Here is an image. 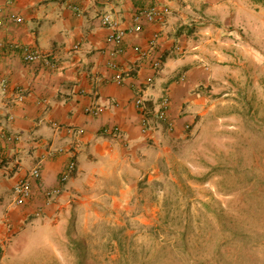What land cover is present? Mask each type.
I'll use <instances>...</instances> for the list:
<instances>
[{"label":"crops","instance_id":"obj_1","mask_svg":"<svg viewBox=\"0 0 264 264\" xmlns=\"http://www.w3.org/2000/svg\"><path fill=\"white\" fill-rule=\"evenodd\" d=\"M234 2L0 0V80H6V87H0V151L6 152L0 169V264L9 255L10 261L17 259L18 229L30 218L52 221L62 215L71 192L93 199L107 183L114 190L110 197L117 213H157L158 201H152L144 185L159 180L168 152L215 106V93L231 67L217 57L214 61L205 50L219 34L236 33L221 28L226 7H236ZM153 6H169L171 13L163 23L144 22L139 31H131L136 11ZM107 13L126 30L121 45L109 40L114 29L102 23ZM155 33L164 55L157 73L136 50L148 49ZM23 46L40 50L44 58L25 60ZM140 88L152 111L148 131L135 105ZM20 89L25 91L22 100ZM164 94L171 98L172 129L155 115ZM93 104L105 108L98 115L87 114L85 109ZM113 126L121 128L124 139L105 131ZM72 128L84 132L73 133ZM72 161L76 168L62 185V195L46 203L44 190L60 185ZM39 163L42 176L33 184L31 200L16 204L15 183Z\"/></svg>","mask_w":264,"mask_h":264},{"label":"rangeland","instance_id":"obj_2","mask_svg":"<svg viewBox=\"0 0 264 264\" xmlns=\"http://www.w3.org/2000/svg\"><path fill=\"white\" fill-rule=\"evenodd\" d=\"M235 2L221 28L236 33L205 50L231 67L215 106L168 152L159 180L144 185L157 213H117L107 183L93 199L71 192L62 215L18 229L17 259L5 264H134L157 249L159 264H264V0Z\"/></svg>","mask_w":264,"mask_h":264},{"label":"built area","instance_id":"obj_3","mask_svg":"<svg viewBox=\"0 0 264 264\" xmlns=\"http://www.w3.org/2000/svg\"><path fill=\"white\" fill-rule=\"evenodd\" d=\"M111 1V0H104ZM78 13H81V10L78 7H74ZM171 13L169 6H153L151 8L141 9L136 11L135 13V24L130 29L131 31H139L144 22H155V23H163L166 20L167 15ZM102 23L105 26L111 27L114 29V32L109 36V40L114 41L115 43L121 45L124 41V36L126 34L125 29L118 28L117 22L113 19L110 13L103 15ZM4 20L0 18V26H3ZM158 39L159 34H153L150 46L148 49L143 50L140 47H136V50L140 52L145 59V62L157 73L159 72L164 65V55L158 48ZM3 46L2 41L0 40V48ZM19 46V45H17ZM24 49V58L29 62L41 61L44 58V54L37 49H34L30 46H23ZM122 48L119 47L117 52H121ZM113 66H116L115 62H112ZM118 81H122V77H117ZM184 79V76L181 77ZM153 81V77H149L147 79V84L150 85ZM0 87L4 89L6 87V80H0ZM25 96L24 90H19L18 100H22ZM135 105L140 109L143 115L142 127L144 131H148L151 127L150 115L151 109L146 101L145 95L142 93V89H138L135 97ZM171 106V98L168 94H164L159 103V107L155 112L158 120L167 124L169 129L173 128V122L169 119V108ZM105 106L102 104H93L88 106L85 111L87 114L98 115L104 110ZM73 133L82 134L84 132L83 128H72ZM113 135H115L118 139H124L123 131L118 126H113L107 128L105 130ZM1 135V129H0ZM15 137H12L14 139ZM6 152L0 151V169L3 167L5 162ZM76 168V161H72L62 172L60 177V185L44 190V196L46 199V203L56 202L63 193L62 185L67 182L70 177L73 175V172ZM42 176V166L41 164L35 165L32 169L28 171V173L19 179L14 187V201L18 205L27 204L32 196H33V184L36 181H39ZM39 212V211H38Z\"/></svg>","mask_w":264,"mask_h":264},{"label":"trees","instance_id":"obj_4","mask_svg":"<svg viewBox=\"0 0 264 264\" xmlns=\"http://www.w3.org/2000/svg\"><path fill=\"white\" fill-rule=\"evenodd\" d=\"M158 230H160V225H153L151 227L152 235L154 236L155 235L154 232H156ZM230 233H231L232 237L242 236L241 232H239L236 228H231ZM247 236H248V234H247ZM117 247H118L119 251L123 248V244L121 241L117 242ZM158 247H159V245H158ZM160 248L161 247H159V249ZM162 248H164V247H162ZM122 250H121V256L119 257L120 259L122 257ZM214 263L219 264V262H214L210 259H199V260H192L191 261V264H214ZM134 264H159V250L158 249L155 250L153 256H148V258L142 257V258H140V260L138 259V261Z\"/></svg>","mask_w":264,"mask_h":264}]
</instances>
